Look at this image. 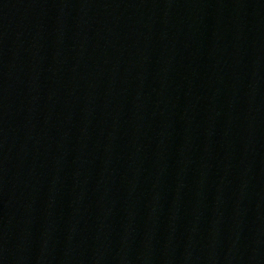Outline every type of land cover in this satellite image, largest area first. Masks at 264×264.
I'll return each mask as SVG.
<instances>
[{
  "label": "water",
  "instance_id": "obj_1",
  "mask_svg": "<svg viewBox=\"0 0 264 264\" xmlns=\"http://www.w3.org/2000/svg\"><path fill=\"white\" fill-rule=\"evenodd\" d=\"M0 264H264V0H0Z\"/></svg>",
  "mask_w": 264,
  "mask_h": 264
}]
</instances>
